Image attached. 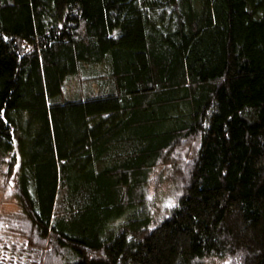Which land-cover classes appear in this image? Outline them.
<instances>
[{
  "label": "trees",
  "instance_id": "1",
  "mask_svg": "<svg viewBox=\"0 0 264 264\" xmlns=\"http://www.w3.org/2000/svg\"><path fill=\"white\" fill-rule=\"evenodd\" d=\"M0 162V264H264V0H0Z\"/></svg>",
  "mask_w": 264,
  "mask_h": 264
},
{
  "label": "rangeland",
  "instance_id": "2",
  "mask_svg": "<svg viewBox=\"0 0 264 264\" xmlns=\"http://www.w3.org/2000/svg\"><path fill=\"white\" fill-rule=\"evenodd\" d=\"M83 80L85 78H82ZM81 82H79L78 78H74L70 80V86H68L67 95L69 97L74 96V92L79 89L81 90ZM94 86V85H93ZM4 163L0 162V221H5L16 216L20 212V207L18 202L16 201L13 192L10 189H6L3 192V171L6 169L4 167ZM4 169V170H3ZM171 167L158 166L157 169L152 173L148 186L147 193L149 198V204L152 208V212L156 214L158 211V207L161 202L167 197H171L175 195L178 191V183L175 179V174L172 173ZM204 264H226L225 261L216 259V258H206L204 260Z\"/></svg>",
  "mask_w": 264,
  "mask_h": 264
}]
</instances>
